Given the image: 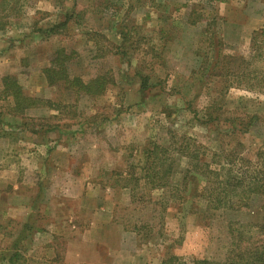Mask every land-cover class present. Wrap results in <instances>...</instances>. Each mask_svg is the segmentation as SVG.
Returning <instances> with one entry per match:
<instances>
[{"label":"rangeland","instance_id":"1","mask_svg":"<svg viewBox=\"0 0 264 264\" xmlns=\"http://www.w3.org/2000/svg\"><path fill=\"white\" fill-rule=\"evenodd\" d=\"M59 51L70 78L104 76L106 90L49 85L43 70ZM9 75L52 107L13 116L2 95ZM249 116L256 121L240 128ZM0 138L12 155L0 166L27 180L37 179L28 166L68 167L58 177L69 194L89 199L70 198L68 209L103 264L223 263L232 250L253 252L264 239L261 198L230 208V194L214 209V179L198 172L208 164L234 184L264 169V0H0ZM150 166L159 173L148 178ZM103 206L110 216L96 212ZM77 236H54L51 264ZM32 242L20 263L45 252L44 239Z\"/></svg>","mask_w":264,"mask_h":264},{"label":"crops","instance_id":"2","mask_svg":"<svg viewBox=\"0 0 264 264\" xmlns=\"http://www.w3.org/2000/svg\"><path fill=\"white\" fill-rule=\"evenodd\" d=\"M9 144L10 141L0 138V164L5 159L7 160L8 156L12 157L8 148ZM36 151H38L37 147L34 152ZM34 154L33 158L37 164L36 160L39 157H36V153ZM40 165L28 166L29 170L33 169L32 172L37 178L35 180L25 179L20 173L22 170L18 167L7 164L0 166V241L5 245L0 247V264H16L17 261L15 263L9 261L10 255L16 252L20 259L22 252H25L27 247L30 248L31 242L34 243L37 237L44 239L45 252L41 251L34 257V264H51L57 258L55 253L53 254L55 250L54 236L61 237L67 232L70 235L78 236L72 241L65 242V258L61 264H103L100 262L99 256L95 255L99 248L98 243L86 241L80 235L79 225L77 227L76 221H74L79 218L68 209L70 198L73 202L79 200L82 207H85L83 203L89 199L81 197L83 195L79 194V190H76L74 195L69 194L65 181L58 177L68 167ZM49 170L55 172L54 175L58 174L57 177L55 176V180L50 173L48 174ZM45 174L47 177H44ZM83 181V179L77 180L80 184L82 183V191H84ZM43 186L53 187L58 194H45ZM6 190L10 192H6ZM48 193L50 192L48 191ZM88 211L93 214L94 210L88 208ZM96 212L107 217L110 216V212L104 206ZM75 229L77 230L75 231ZM49 235L51 238H48ZM54 263L56 264V262Z\"/></svg>","mask_w":264,"mask_h":264},{"label":"trees","instance_id":"3","mask_svg":"<svg viewBox=\"0 0 264 264\" xmlns=\"http://www.w3.org/2000/svg\"><path fill=\"white\" fill-rule=\"evenodd\" d=\"M68 57L63 54L61 51L57 53V57L50 62V66L43 70V74L46 78V81L49 85H54L55 83H62L64 88L67 91L75 92V94L91 95L97 96L101 95L105 90L106 86L110 82L104 76H98L95 79H92L84 83L81 78L74 77L70 78L65 67V62ZM2 95L5 99L9 100L11 103L10 113L15 115H23L25 111L37 108L45 107L51 108L52 102L48 100H40L38 98H33L26 95L18 83L17 79L14 76H6L2 79ZM256 116H249L245 121L239 120L237 125L240 128H248L256 121ZM151 154V153H150ZM193 155V154H192ZM190 155V159L193 156ZM231 165V164H230ZM157 166H150L147 168L146 172L150 173L147 176L155 177L158 175V171L155 170ZM158 169V168H156ZM154 174H153V173ZM198 175L202 177L206 182L211 180L210 176L213 177L215 187L212 189L213 195H215V206L214 209H220L224 207L226 203V198L232 194L235 197H238V200L235 204H232L230 208L236 207L242 209L247 206L250 196L261 198L260 209L262 211V219L258 225V233L264 238V169L259 168L256 173L253 172L250 176L245 178H240L235 181L234 184H231L229 181L230 178H222L219 172L211 171L208 164L199 165ZM248 178V179H247ZM153 181V180H151ZM156 184L157 182H152L151 184ZM164 186V185H163ZM159 186V187H163ZM227 187H230L232 190H228ZM207 190L203 189L200 193V198L202 200H207ZM244 197V198H243ZM244 199H248L245 203ZM253 252L237 253L233 254V250L229 252L228 257L223 263H213L210 261L204 260H194V264H264V239L261 241V244L253 249ZM9 261L16 264L20 263L19 255L13 253L9 257Z\"/></svg>","mask_w":264,"mask_h":264}]
</instances>
